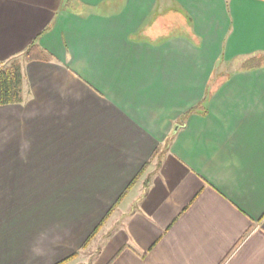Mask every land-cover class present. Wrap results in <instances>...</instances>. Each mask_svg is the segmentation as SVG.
<instances>
[{"label": "crops", "instance_id": "crops-1", "mask_svg": "<svg viewBox=\"0 0 264 264\" xmlns=\"http://www.w3.org/2000/svg\"><path fill=\"white\" fill-rule=\"evenodd\" d=\"M76 1L0 0V65L39 49L0 106V264H264V0Z\"/></svg>", "mask_w": 264, "mask_h": 264}, {"label": "rangeland", "instance_id": "rangeland-1", "mask_svg": "<svg viewBox=\"0 0 264 264\" xmlns=\"http://www.w3.org/2000/svg\"><path fill=\"white\" fill-rule=\"evenodd\" d=\"M61 4L62 6L70 8L72 10L78 9L76 0H61ZM152 13L153 14L151 15V18L149 20L151 25L154 26L152 28H160L158 31L162 34H167L169 36L175 34H188L184 26L189 23L188 17L184 15L181 16L178 10H164V7L162 5H158ZM223 67L225 66L221 65L218 69H221ZM28 200L30 201V203L9 204V224L7 226L9 232V240L12 237H15V235L19 236L20 234L24 233H31L30 231H32L35 217H39L41 213L47 211L46 209L47 207H49L48 204H31V201L35 200L33 198ZM29 207H33V209H38L36 212H34L35 216L32 212L26 211L27 209H29Z\"/></svg>", "mask_w": 264, "mask_h": 264}, {"label": "trees", "instance_id": "trees-1", "mask_svg": "<svg viewBox=\"0 0 264 264\" xmlns=\"http://www.w3.org/2000/svg\"><path fill=\"white\" fill-rule=\"evenodd\" d=\"M38 51V46L34 40L27 46L21 55L13 57L8 62L0 65V106L20 104L23 102L22 63L33 60L34 57H36L35 54L38 53ZM135 180L136 179H133L130 185H132ZM129 186L127 188H129ZM112 210L113 206L105 215V217L92 230L82 246H85L95 237L99 229L102 227L103 222L107 219ZM74 257L75 254L63 259L56 264H64Z\"/></svg>", "mask_w": 264, "mask_h": 264}]
</instances>
